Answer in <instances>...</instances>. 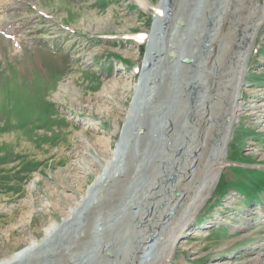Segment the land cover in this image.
<instances>
[{
    "label": "rangeland",
    "instance_id": "374dc122",
    "mask_svg": "<svg viewBox=\"0 0 264 264\" xmlns=\"http://www.w3.org/2000/svg\"><path fill=\"white\" fill-rule=\"evenodd\" d=\"M193 1L187 17L190 24L194 15L190 37L206 25V10L214 0L209 6L205 0ZM243 1L231 2L237 10ZM160 3L0 0V135L16 133L0 136V259L32 239L40 240L50 221L63 222L70 208L87 195L105 161L120 160L121 166L128 156L130 129L147 98L148 67L143 69L142 63L148 54L154 59L160 56L171 41L173 14L169 10L157 21ZM227 44L222 41L223 53ZM246 53L219 181L165 264H264V20L254 27ZM184 63L188 64L179 62L174 77V87L181 92L182 80L187 83L191 78L181 77ZM221 83L225 84H219L218 99L225 95L226 82ZM176 98L165 99L168 106L174 108ZM156 108L150 120L152 146L134 176L131 189L137 194H129L136 195L133 200L140 196L143 181L169 161L170 155L161 150L164 145L158 143L160 132L168 129H161L165 118L159 104ZM191 110L187 127L194 138ZM222 115H211L206 124L208 137L202 146L206 158L213 155L214 128L220 127ZM7 140L17 145L5 146ZM175 176L176 172L172 179ZM170 187L158 189L161 207L167 204ZM116 214L110 217L109 211L100 224L108 228ZM83 222L79 217L66 226L68 230L54 235L55 249H67L76 223ZM45 255L41 260L47 259Z\"/></svg>",
    "mask_w": 264,
    "mask_h": 264
},
{
    "label": "bare ground",
    "instance_id": "6f19581e",
    "mask_svg": "<svg viewBox=\"0 0 264 264\" xmlns=\"http://www.w3.org/2000/svg\"><path fill=\"white\" fill-rule=\"evenodd\" d=\"M231 1L233 0L212 1L211 10H206V25L199 33L196 30L198 35L193 32L190 37L188 29L193 25L194 15L191 14L190 24L187 17L188 12L193 11L194 1L161 0L160 11L156 9L159 12L156 19L161 22L163 14L171 10L173 22L169 26L168 35L171 41L165 44L166 48L161 50L160 56L157 55L154 59L148 54L142 63L143 69L148 67L145 72L148 82L147 98L145 102L142 100L143 107L130 129V139H133L130 143L127 142L128 156L122 158L121 166L117 165L120 160L116 163L112 160L105 161L103 171L95 177L87 195L83 194L79 203L70 208L63 222L50 221L44 226L40 240L32 239L23 248L1 258L0 264H165L170 260L183 231L214 192L219 181L222 165L225 164L229 129L235 118L244 75L242 62L251 43L254 27L264 20V0H244L237 10ZM205 3L209 6L210 0H205ZM156 28L159 30L157 26ZM222 41L225 45L228 42V49L224 53ZM189 42L192 46L187 45ZM193 48L196 50L191 51ZM181 60L188 62L183 64L187 65L184 69V66L179 67L183 71L181 77H191L187 83L182 80V92L174 87V77ZM222 74V81L226 82L223 89L225 95L218 99L219 84H225L220 82ZM175 92L178 93L177 98L173 95ZM175 98L174 108L172 105L168 106L169 102L165 99ZM157 104L165 118V121L161 119L164 121L161 129H168L166 133L160 132L158 143L164 145L161 150L170 155L169 161L166 166L156 167L157 171L152 169V176L143 181L142 188H139L140 196L133 200L132 197L136 196L133 194L137 192L131 187L152 142L150 120ZM191 109L195 114L194 138H191L187 127ZM220 113H223L220 127L214 128L217 129V137L215 146H212L213 155L206 158L202 150L208 137L206 124L211 115ZM170 137L173 141L168 145ZM175 172L176 176L172 179ZM196 185L198 186L195 187ZM161 186L172 188L169 196L162 194L164 199L167 196L164 207L159 205L157 197ZM132 191L134 193L130 198ZM125 198L128 199L127 202ZM129 200L132 203L127 206ZM109 211L110 217L114 213L118 214L106 229L100 222ZM79 217L85 223H76L67 249L66 246H63L64 249H55L56 244L51 243L54 235L63 230L65 232L66 226L72 225ZM116 219L117 222L113 224ZM106 230L109 233L105 234L108 232ZM45 254H48L47 259L41 260Z\"/></svg>",
    "mask_w": 264,
    "mask_h": 264
},
{
    "label": "crops",
    "instance_id": "0c3cea01",
    "mask_svg": "<svg viewBox=\"0 0 264 264\" xmlns=\"http://www.w3.org/2000/svg\"><path fill=\"white\" fill-rule=\"evenodd\" d=\"M14 134L16 136V133H13V134H4V135H0V136H9L10 137V136H14ZM12 138H14V137H12ZM10 145L15 146V145H17V143L15 141H13V140H7L5 142V146L11 147ZM24 146H25V144H24ZM8 160H10V159H8Z\"/></svg>",
    "mask_w": 264,
    "mask_h": 264
}]
</instances>
